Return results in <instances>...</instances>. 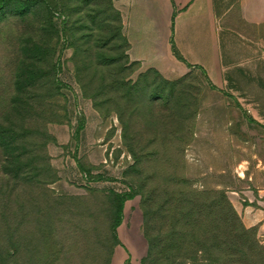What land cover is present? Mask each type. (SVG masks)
<instances>
[{
	"label": "rangeland",
	"instance_id": "rangeland-1",
	"mask_svg": "<svg viewBox=\"0 0 264 264\" xmlns=\"http://www.w3.org/2000/svg\"><path fill=\"white\" fill-rule=\"evenodd\" d=\"M213 3L221 83L177 59L168 0L5 1L0 129L23 135L0 141V264H151L141 193L153 264H264V0ZM132 188L116 241L110 193ZM210 190L239 214L234 254L170 231Z\"/></svg>",
	"mask_w": 264,
	"mask_h": 264
},
{
	"label": "trees",
	"instance_id": "trees-1",
	"mask_svg": "<svg viewBox=\"0 0 264 264\" xmlns=\"http://www.w3.org/2000/svg\"><path fill=\"white\" fill-rule=\"evenodd\" d=\"M6 0L0 1V9L5 4ZM33 4H38L39 0H30ZM174 53L178 60L185 63L184 58L178 52L176 46H174ZM190 67V66H189ZM251 121H254L253 118H250ZM82 126V125H81ZM81 129V127L79 128ZM1 143H7L10 139V136H14L15 139L22 138L21 133H15L14 135H8V132L5 128L0 129ZM20 150V148H18ZM20 154V153H19ZM210 192V193H208ZM140 194L139 192L132 188L129 192H114L110 193V200L113 205V222L111 225V230L113 233V238L118 241L117 229L123 222L124 218V206L127 201L133 200L135 195ZM197 193H192L191 195L178 198L176 201L179 202L176 206L177 213L174 214V223L170 227V231L173 230L172 227L178 225L182 232L187 233L195 230H203V239L201 240L202 247L204 251L208 250V253L214 254L219 251L218 247L220 242L225 243L221 247L227 249V252L234 254L230 249L236 247L234 245L235 239L240 234L236 224L240 222V217L236 209L233 207L232 203L227 197V192L224 190H210L205 191V193H200L201 198L197 200ZM194 195V196H193ZM143 199V207L145 211L144 223L145 231L144 235L149 244L148 255L144 258V261H150L151 264L154 262L159 263L160 259L163 258V252L161 248V236H154V226H155V215L152 209L154 200L151 193H141ZM250 206V205H249ZM179 212V214H178ZM236 226V227H235ZM222 228L225 231V238L221 240L217 234H214V228ZM251 230H245V233L250 232ZM172 236V235H171ZM119 244V243H118ZM244 246V245H242ZM241 247V246H240ZM245 247V246H244ZM242 248V247H241ZM253 248L248 246V249ZM243 251V250H242ZM247 253V252H242ZM207 261H210L209 259ZM211 262V261H210ZM222 264H247L243 262H238L236 260L224 261Z\"/></svg>",
	"mask_w": 264,
	"mask_h": 264
},
{
	"label": "crops",
	"instance_id": "crops-1",
	"mask_svg": "<svg viewBox=\"0 0 264 264\" xmlns=\"http://www.w3.org/2000/svg\"><path fill=\"white\" fill-rule=\"evenodd\" d=\"M168 2L176 11L173 38L178 52L185 60L183 64L200 69L212 80L221 83V47L218 16L213 0ZM251 223L249 227L255 225Z\"/></svg>",
	"mask_w": 264,
	"mask_h": 264
}]
</instances>
